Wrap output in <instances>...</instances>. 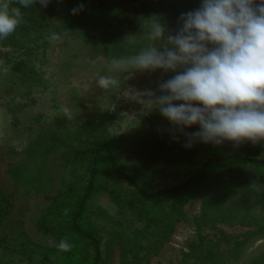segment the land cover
Instances as JSON below:
<instances>
[{"label": "rangeland", "instance_id": "374dc122", "mask_svg": "<svg viewBox=\"0 0 264 264\" xmlns=\"http://www.w3.org/2000/svg\"><path fill=\"white\" fill-rule=\"evenodd\" d=\"M114 1L111 11L104 0H96L77 33H53L59 39L45 31L23 38L13 33L0 39V193L6 204L0 263L12 258L19 264L10 245L14 241L43 240L37 218L52 196L85 172L88 156L81 153L87 139L108 136L133 156L148 153L151 161L167 165L179 153V129L158 108L123 93L151 89L159 96L160 83L183 66L167 72L116 71L111 61L152 44L153 21L164 25L165 36L175 35L181 15L200 8L203 0ZM165 43L158 41V50ZM100 76L117 78L120 87L99 88ZM193 152L197 159L209 153L198 145ZM183 177L152 185H172ZM108 186L112 192H100L92 214L102 236V264H264V176L250 170L218 172L157 223L138 213L137 194L126 182L113 178ZM115 190L125 208L115 201ZM5 234L9 243L3 242Z\"/></svg>", "mask_w": 264, "mask_h": 264}, {"label": "clouds", "instance_id": "9594fccd", "mask_svg": "<svg viewBox=\"0 0 264 264\" xmlns=\"http://www.w3.org/2000/svg\"><path fill=\"white\" fill-rule=\"evenodd\" d=\"M47 2L39 0L42 7ZM18 3L27 8L36 0ZM83 9L80 4L72 13ZM179 19L176 34L167 36L164 25L153 21L148 33L153 43L135 56L113 59L111 68L167 72L183 66L184 71L160 83L163 94L159 96L147 89L124 92L125 98L158 108L186 137L188 148L195 142L220 145L228 140L239 146L245 140H264V0L259 4L255 0H203L200 8ZM22 22L20 9L10 8L9 0H0V39L13 34ZM52 38L59 39L56 34ZM162 40L166 43L160 51L156 43ZM209 44L214 46L209 48ZM97 84L105 91L120 87V81L111 76H100ZM145 96L149 99H142ZM197 124L199 131H184ZM56 247L67 252L73 245L65 237Z\"/></svg>", "mask_w": 264, "mask_h": 264}, {"label": "trees", "instance_id": "16d2710c", "mask_svg": "<svg viewBox=\"0 0 264 264\" xmlns=\"http://www.w3.org/2000/svg\"><path fill=\"white\" fill-rule=\"evenodd\" d=\"M95 1L48 0L45 7L36 1L25 8L18 0H9L10 8H19L23 15V22L14 33H17L18 38L41 31L51 34L63 30L77 33L84 26L85 18ZM104 2L107 9L113 11L115 1ZM80 4L84 5V9L74 15L72 9ZM199 130L198 124L184 129L185 132ZM180 136L182 146L179 153L171 157L174 161L168 165L151 161L148 153L145 158L133 156L126 151V147L108 136L87 139V148L81 153L84 157L88 156L85 172L76 175L65 188L52 196L37 218V229L43 235V240L39 243L22 239L10 244L19 264H102V236L93 223L92 214L100 192L107 191L108 188L112 192L108 185L113 178L126 182L136 192L135 208L140 210L138 213L145 220L157 223L162 220L164 213L177 210L189 202L218 172L240 173L250 170L259 177L264 176V140H245L239 146L228 140L220 145L195 142L188 148L185 147L186 137L181 132ZM195 145L209 152L204 159L195 158ZM180 175L184 177L175 184L158 187L152 185L157 180L177 178ZM114 198L120 207L125 208L126 202L122 194L115 190ZM65 209L68 210L67 215L64 214ZM5 215L6 204L0 193V229ZM4 236L3 242L9 243L10 235ZM65 237L73 247L70 251L62 252L56 245ZM0 240L2 242V237ZM0 264L16 263L11 258L2 260Z\"/></svg>", "mask_w": 264, "mask_h": 264}]
</instances>
